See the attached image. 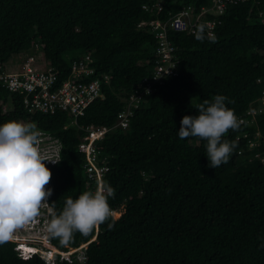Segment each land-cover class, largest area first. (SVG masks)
Segmentation results:
<instances>
[{"label": "trees", "instance_id": "trees-1", "mask_svg": "<svg viewBox=\"0 0 264 264\" xmlns=\"http://www.w3.org/2000/svg\"><path fill=\"white\" fill-rule=\"evenodd\" d=\"M162 6L160 16L144 5ZM209 0H0V61L17 71L22 54L44 60L68 79L75 62L91 58L103 97L68 126L67 113L29 111L24 96L0 82V123L35 122L63 145L58 165L49 167V202L60 213L66 197L98 190L79 144L85 129L112 128L126 100L151 76L158 39L142 21L167 18ZM215 35L170 31L177 48L178 75L146 95L126 129L114 128L97 144L108 168L103 180L111 215L87 234L76 231L59 248L89 243L84 264H264V112H248L264 91V0L228 5ZM39 47V48H38ZM105 76L109 81L106 82ZM261 80V81H259ZM220 93L240 120L224 137L236 147L227 164L209 167L206 141L179 138L185 114ZM9 105L10 109L5 110ZM241 120H244L241 122ZM254 143V146H251ZM112 192L108 194L107 188ZM122 211L119 218L112 212ZM52 217V218H53ZM111 225V226H110ZM66 249V248H65ZM0 264H47L23 258L12 242L0 243ZM58 264H80L60 262Z\"/></svg>", "mask_w": 264, "mask_h": 264}, {"label": "built area", "instance_id": "built-area-1", "mask_svg": "<svg viewBox=\"0 0 264 264\" xmlns=\"http://www.w3.org/2000/svg\"><path fill=\"white\" fill-rule=\"evenodd\" d=\"M209 1L211 5L204 6L199 11L190 5L170 14L166 19L157 18L151 21H142L139 24V27L148 26L158 39L156 66L151 76L144 78L142 84L126 100L118 122L112 128L94 126L86 128V135L78 146L79 151L86 157L84 167L89 179L97 181L100 191L103 188V180L108 168L104 162L101 163L99 160L98 142L103 140L114 128H128L130 118L134 116V109L139 106L144 97L152 94L156 87L163 85L166 78L178 75L176 69L179 59L177 48L170 39V31L195 34L198 26L204 25L206 32L214 36L221 22L219 19L206 20L208 14L221 15L228 5L248 0ZM144 9L156 12L160 16L162 6L159 3L152 7L147 3L144 5ZM40 55H42L41 58H39ZM18 63L19 70L17 71L10 69L9 66H4L0 61V82H3L11 92L23 95L29 111H41L45 114L67 113L71 121L66 128L78 126V120L86 114L87 109L103 97L101 80L98 78L88 81L87 79L90 75L95 74L89 56H86L82 61L75 62L72 66L71 76L64 80H60L59 72L44 60L42 52L35 55L22 54L21 61ZM104 78L106 82L109 81L108 76ZM262 112H264V91L258 108L251 109L248 114L255 122L256 116ZM243 121L241 120V122ZM39 132V146L42 154L48 159L55 160H46L45 163L48 167L58 165L63 151L61 140L50 132L42 130ZM251 146H254V143H251ZM262 160L264 161V157ZM47 187L49 188V186ZM54 213L55 209L48 197L42 201L38 213L14 231L9 242L14 244L15 250L23 258L37 255L48 263L54 264L55 255H60V259L69 263L76 260L84 264L85 252L89 243L79 247H68L67 250L54 246L52 233L48 230V224Z\"/></svg>", "mask_w": 264, "mask_h": 264}, {"label": "clouds", "instance_id": "clouds-1", "mask_svg": "<svg viewBox=\"0 0 264 264\" xmlns=\"http://www.w3.org/2000/svg\"><path fill=\"white\" fill-rule=\"evenodd\" d=\"M195 38L205 39L202 26H198ZM207 38L212 37L208 34ZM226 101L227 96L215 94L198 106V113L185 114L177 129L181 139L199 137L206 141L208 166L212 168L227 164L236 147V141H229L224 134L229 129L239 128L240 120ZM39 136L35 122L13 119L0 123V243L9 241L14 231L33 218L42 201L51 196L52 189L46 185L52 171L45 161L52 159L42 154ZM106 192L110 194L112 189L109 187ZM118 213L122 214V211L112 212L115 217ZM110 215L103 188L101 191L99 188L86 190L76 198L66 197L60 213L50 220L48 230L55 236L69 239L76 231L87 234ZM68 247L65 246L63 250ZM85 253L87 260V250ZM63 261L67 262L60 259V255H55L54 264Z\"/></svg>", "mask_w": 264, "mask_h": 264}, {"label": "rangeland", "instance_id": "rangeland-1", "mask_svg": "<svg viewBox=\"0 0 264 264\" xmlns=\"http://www.w3.org/2000/svg\"><path fill=\"white\" fill-rule=\"evenodd\" d=\"M41 57H42V55L39 56V58H41ZM9 109H10V106H9V105H6V106H5V110L8 111ZM119 216H120V214L118 213V214L116 215V217L118 218Z\"/></svg>", "mask_w": 264, "mask_h": 264}]
</instances>
